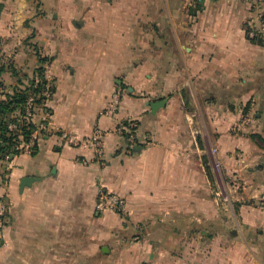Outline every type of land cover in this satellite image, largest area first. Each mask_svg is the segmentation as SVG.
<instances>
[{"label": "crops", "instance_id": "crops-1", "mask_svg": "<svg viewBox=\"0 0 264 264\" xmlns=\"http://www.w3.org/2000/svg\"><path fill=\"white\" fill-rule=\"evenodd\" d=\"M255 17L248 0H0L5 93L31 78L37 55L55 86L54 134L15 157L7 181L0 162V264H264V45L246 36ZM117 92L115 117L101 115ZM126 120L137 123L131 152L116 130ZM95 128L101 156L55 134ZM203 158L237 215L220 208ZM100 188L125 199V218L95 210Z\"/></svg>", "mask_w": 264, "mask_h": 264}, {"label": "built area", "instance_id": "built-area-1", "mask_svg": "<svg viewBox=\"0 0 264 264\" xmlns=\"http://www.w3.org/2000/svg\"><path fill=\"white\" fill-rule=\"evenodd\" d=\"M252 5V10L256 13L255 20H251L248 24V29L246 32L247 39L261 42L264 45V12L263 5L264 0H248ZM47 66L44 74V78L46 80L45 87L42 91V97L46 101H44V105L39 106L36 103V98L34 95H28L26 101L23 105V119L26 121V124H33L34 128L30 134V137L26 143L21 144L17 149H22L24 153L29 154L32 151L35 143H38V140L43 136L53 135V130L49 127L51 112L46 107V103L52 97V87L53 82L52 79L47 74ZM5 92V87H0V93L3 94ZM120 101L119 93L113 94L111 98V102L109 106L103 110L100 114L105 115L111 118L115 117V113L118 110ZM45 106V107H44ZM40 111L42 113V119L39 122H35V116L37 112ZM19 113H16V116ZM8 128L10 130L17 131V125L15 123L9 124ZM137 128V123L134 120H126L124 122H119L117 125V132L126 137L127 140V151H133L134 144L136 141L135 130ZM18 132V131H17ZM56 136L62 142L69 144L71 146H89L94 148L95 153L98 156H101L103 153V137L104 131L95 128L93 130V134L88 138H79L75 134H70L65 131L56 132ZM23 153V154H24ZM8 157H6L7 159ZM9 163L4 164V166L9 167ZM262 210H264V203L261 204ZM95 210L100 212L111 211L117 214L120 218H125L126 215V202L125 199L121 196L111 193L105 189H99L96 200H95ZM9 214V206L8 203L0 198V230L3 226V222L7 219V215Z\"/></svg>", "mask_w": 264, "mask_h": 264}, {"label": "trees", "instance_id": "trees-1", "mask_svg": "<svg viewBox=\"0 0 264 264\" xmlns=\"http://www.w3.org/2000/svg\"><path fill=\"white\" fill-rule=\"evenodd\" d=\"M253 43L263 45L261 42H256L250 40ZM38 54V52H36ZM38 66L33 72V75L26 83H23L19 79V83L11 93H0V162L2 164L10 163L16 156L24 153L22 149H17L21 144L26 143L30 137V134L34 128L33 124H26L23 119V105L26 101L28 95H34L36 98V103L41 106L44 105V99L42 97V91L45 87L46 80L44 74L46 71V64H49L50 60L47 57H41L37 55ZM3 68H0V74ZM52 87V95L55 90L54 81ZM0 87H5L2 82H0ZM46 102V101H45ZM45 107V106H44ZM19 115L16 116V113ZM15 123L17 125V131L10 130L8 128L9 124ZM37 151V143L30 155H34ZM6 157H8L6 159ZM203 163L205 166L206 174L212 184H214V179L212 175L211 168L208 166L206 158H203ZM3 199V198H2ZM8 217L3 222V226L8 224Z\"/></svg>", "mask_w": 264, "mask_h": 264}, {"label": "rangeland", "instance_id": "rangeland-1", "mask_svg": "<svg viewBox=\"0 0 264 264\" xmlns=\"http://www.w3.org/2000/svg\"><path fill=\"white\" fill-rule=\"evenodd\" d=\"M1 172L3 173V175L5 176V181H7V179H8V177H9V175H10V172H11V169L9 168V167H7V166H4L2 169H1ZM213 175H214V177H216V179H218L219 180V182H220V184L219 185H217L216 183L213 185L214 186V190L216 191V192H218V193H220V191H221V189L223 190V192L222 193H220V195H219V198L220 199H218V204H219V206H220V208H226V209H228L229 208V205H228V203L230 202L231 204H232V206H233V210H234V212H235V214L237 215V207L239 206V203H238V201H234V199H229V198H227V194L225 193V184L223 183L222 184V182H221V178H222V176H221V170H219V169H217V168H215L214 169V172H213ZM230 181V178L227 180V185H226V187L228 186V187H231L232 188V186L234 185V182H229ZM215 182H216V180H215ZM235 186H238V185H235ZM220 189V190H219ZM237 193H240V192H242V187L241 186H239V187H237L236 188V190H235ZM225 195V197L226 198H224V196L223 195ZM262 203H264V201H261L260 202V207H261V204ZM9 206V205H8ZM233 230H236L235 228V225H234V223H233Z\"/></svg>", "mask_w": 264, "mask_h": 264}, {"label": "water", "instance_id": "water-1", "mask_svg": "<svg viewBox=\"0 0 264 264\" xmlns=\"http://www.w3.org/2000/svg\"><path fill=\"white\" fill-rule=\"evenodd\" d=\"M164 104H165L164 100L152 103L151 104L152 111L155 112L157 108L164 106ZM31 181H33V178H30V177L22 179L21 184H20V189L22 190L23 187L29 185Z\"/></svg>", "mask_w": 264, "mask_h": 264}, {"label": "bare ground", "instance_id": "bare-ground-1", "mask_svg": "<svg viewBox=\"0 0 264 264\" xmlns=\"http://www.w3.org/2000/svg\"><path fill=\"white\" fill-rule=\"evenodd\" d=\"M210 156V155H209ZM211 157V156H210ZM213 159V157H211Z\"/></svg>", "mask_w": 264, "mask_h": 264}]
</instances>
